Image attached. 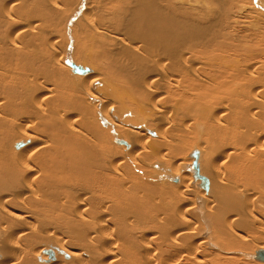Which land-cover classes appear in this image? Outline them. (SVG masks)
I'll return each mask as SVG.
<instances>
[{
  "label": "bare ground",
  "instance_id": "bare-ground-1",
  "mask_svg": "<svg viewBox=\"0 0 264 264\" xmlns=\"http://www.w3.org/2000/svg\"><path fill=\"white\" fill-rule=\"evenodd\" d=\"M109 1L0 0V264H264V0Z\"/></svg>",
  "mask_w": 264,
  "mask_h": 264
},
{
  "label": "water",
  "instance_id": "water-1",
  "mask_svg": "<svg viewBox=\"0 0 264 264\" xmlns=\"http://www.w3.org/2000/svg\"><path fill=\"white\" fill-rule=\"evenodd\" d=\"M66 64L68 66H70L71 68H73V70L78 73V74H83L85 72H88L89 69H84L80 66H76L71 60H69V58L66 60ZM194 159L193 163L191 164V169L194 171V174H195V178L196 179H199L200 180V187L202 189H204L205 191H208L209 190V180L207 177L203 176L200 174V170H199V167H198V163H197V160H198V152H193L192 155H191Z\"/></svg>",
  "mask_w": 264,
  "mask_h": 264
},
{
  "label": "rangeland",
  "instance_id": "rangeland-1",
  "mask_svg": "<svg viewBox=\"0 0 264 264\" xmlns=\"http://www.w3.org/2000/svg\"><path fill=\"white\" fill-rule=\"evenodd\" d=\"M105 1L107 2V0H105ZM108 1H109V0H108ZM107 3H108V2H107ZM109 3H110V1H109ZM111 4H113V3H111ZM110 7H111V6H110ZM112 7H113V8H109V10H108L107 12L112 11V10L114 9V6H112ZM110 9H111V10H110ZM89 16H91V17H88V15H87L88 20H86V19H85L86 17H85V18H84L85 20L83 19L82 22H81V24H85L86 21H89V22H88L89 24L92 23V25H94L93 27H90V29H91V28L93 29V28L95 27V25L98 24L97 20L99 21V17H98V15H97L96 13H94V14H89ZM106 16L108 17V13L106 14ZM89 18H90L92 21H91ZM108 19H109V17H108ZM90 21H91V22H90ZM102 21H103V20H102ZM95 23H96V24H95ZM100 24H101V23H100ZM80 31H81V30H80ZM77 36H78V37H81V36H82V31H81L80 33L77 32ZM83 42H84V41H83ZM61 47H62V46H61ZM63 47H64L65 50H66V48H67L66 42H64ZM83 47H85V45H83ZM86 48H87V49L89 48V49H91V50H94L93 48L88 47V45H86L85 49H86ZM77 53H78L77 50H75V48H74L72 54L76 55ZM82 53H83V52H82ZM82 53H80V55H82ZM77 56H78V54H77ZM82 57H83V55H82ZM80 62H81V61H80ZM83 62H84V61L82 60V63H83ZM194 144H195V142L192 143V147H191V148H193V147L195 148V147L197 146V144H195V146H193ZM190 151H191V150H190ZM190 151H189V152H190ZM189 152H188V153H189ZM188 153H187L186 157L188 156ZM187 158H188V157H187ZM175 183H176V182H175ZM172 184H174V182H172ZM174 185L176 186L177 183L174 184ZM174 185H173V186H174ZM166 188H167V191L169 190L168 192H170L171 188H170V187H166ZM190 192H191V193L196 192V189H195V191H193V190H192V191H189V193H190ZM165 195H166V194H165ZM185 202H187V203L189 202V203H190V201H187V200H186ZM258 239H259V240H263V242H264V238H263L262 236H261V238H258ZM262 253H264V252H262ZM260 262H261V261H260ZM263 263H264V262H263Z\"/></svg>",
  "mask_w": 264,
  "mask_h": 264
}]
</instances>
